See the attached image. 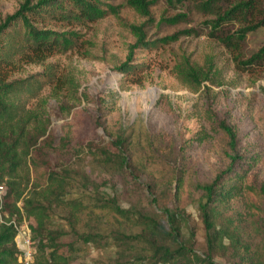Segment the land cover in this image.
<instances>
[{
	"label": "rangeland",
	"instance_id": "1",
	"mask_svg": "<svg viewBox=\"0 0 264 264\" xmlns=\"http://www.w3.org/2000/svg\"><path fill=\"white\" fill-rule=\"evenodd\" d=\"M23 1L0 0V21ZM97 1L101 13L94 21L49 27L75 34L65 52L39 63L20 59L8 71L14 79L48 72L55 77L27 102L44 120L48 136L33 149L31 160L48 173L71 178L62 199L81 200L89 208L74 227L78 232L141 231L131 221L94 208L110 199L162 223L167 214H175L182 240L202 257V200L196 186L224 172L234 155L219 124L235 135L237 152L256 147L264 156V62L240 63L264 45V28L235 45L225 38L239 25L215 36V15L204 6L207 0H147L146 12L133 0ZM140 35L141 44L134 48ZM123 63L136 65V73L116 71ZM193 71L198 76H192ZM66 129L72 138L64 144ZM118 139L128 147L122 156L129 177L117 163L108 162L106 154L113 152L110 145ZM177 176L183 179L178 189ZM258 181L264 183V171ZM233 208L237 210V204ZM64 214L56 209L50 227H60L67 234L63 242L73 243L71 264H119L114 245L75 242L68 225L60 221ZM18 228L30 229L29 220ZM31 248L34 257L32 239ZM214 261L230 264L218 257Z\"/></svg>",
	"mask_w": 264,
	"mask_h": 264
},
{
	"label": "trees",
	"instance_id": "2",
	"mask_svg": "<svg viewBox=\"0 0 264 264\" xmlns=\"http://www.w3.org/2000/svg\"><path fill=\"white\" fill-rule=\"evenodd\" d=\"M168 1L181 4L185 0ZM225 1L207 0L204 4L215 15L211 26L215 36L224 35L228 26L237 24L239 27L225 38L236 45L249 33L264 28V0H229L222 6ZM98 3L97 0H24L15 13L0 21V185L5 187L0 204V264H23L15 243V228L25 219L29 220L32 242L36 243L31 264H71L73 243L63 242L67 234L60 227H50L56 209L65 212L60 221L68 225L75 242L101 247L114 245L121 259L119 264H219L214 261L216 257L230 264H264V183L258 181L264 171V156L256 147L243 154L237 152L235 135L223 123L219 128L234 155L229 156L224 172L211 182L196 186L202 200L198 207L204 232L202 257L195 253L192 244L182 240L177 216L172 213L162 223L103 199L94 208L106 209L123 222L131 221L141 231L133 233L121 228L108 235L100 231L80 233L74 228L80 215L89 208L81 200L62 199L71 178L68 174L48 173L40 163L31 160L33 149L48 136L44 120L28 109L27 102L55 77L48 72L14 79L8 71L20 59L39 63L65 52L75 34L49 27L65 29L75 23L94 21L101 13ZM133 3L144 12L150 5L147 0H133ZM140 37L134 48L142 41L143 35ZM131 58L129 55L128 62ZM259 62H264V45L240 63ZM135 68L136 65L123 63L116 71L133 75ZM191 73L196 77L199 72ZM207 79L203 77L202 81ZM62 137L61 142L68 143L72 138L70 129L64 130ZM110 147L113 152H107L108 162L117 163L129 177L124 170L126 158L122 156L128 150L124 140L118 139ZM114 157L118 160H113ZM182 180L181 176L176 177L177 189L183 185ZM233 204H237V210ZM160 237L168 243L160 241ZM256 239L258 243L254 244Z\"/></svg>",
	"mask_w": 264,
	"mask_h": 264
},
{
	"label": "built area",
	"instance_id": "3",
	"mask_svg": "<svg viewBox=\"0 0 264 264\" xmlns=\"http://www.w3.org/2000/svg\"><path fill=\"white\" fill-rule=\"evenodd\" d=\"M5 194V187L0 185V204L2 203L3 197ZM17 231L15 237V243L18 247V250L21 252V258L23 264H31L32 262V248H31V237L29 229L21 230L20 228H15ZM21 240H18V239Z\"/></svg>",
	"mask_w": 264,
	"mask_h": 264
}]
</instances>
